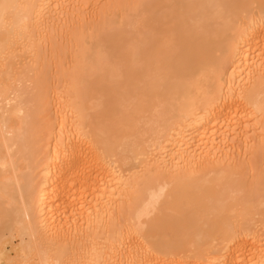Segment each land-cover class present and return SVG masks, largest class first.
I'll return each instance as SVG.
<instances>
[{"label":"bare ground","instance_id":"obj_1","mask_svg":"<svg viewBox=\"0 0 264 264\" xmlns=\"http://www.w3.org/2000/svg\"><path fill=\"white\" fill-rule=\"evenodd\" d=\"M97 1L0 0V264H72L86 246L90 264H264V195L233 159L236 130L264 125V0H129L134 19L108 1L119 22L81 80L65 72L82 112L42 135L39 50L76 21L68 5ZM140 158L156 175L117 174Z\"/></svg>","mask_w":264,"mask_h":264},{"label":"rangeland","instance_id":"obj_2","mask_svg":"<svg viewBox=\"0 0 264 264\" xmlns=\"http://www.w3.org/2000/svg\"><path fill=\"white\" fill-rule=\"evenodd\" d=\"M84 1H86V0H75V3H76L75 5L76 6H78V5L81 6ZM108 1L110 2L111 0H98L97 1L98 3L96 2L97 4H95L96 6H94V4H93L91 6V8H90L89 5L85 6L86 7L85 10H84V8H82L84 10L83 15L81 14V12L83 10L79 9V10H81V12H79L76 9L79 12V15L81 14L82 17H78V12L75 9L74 10L76 12L71 10L72 9V8H70L71 6L68 5V7L70 9L67 7L68 9H67V11H65L67 14L64 12L66 14L65 16L66 17L68 16V14H69L68 11H69L70 12L69 17L77 18V19H75V18L73 19L72 18V20H74V21L76 20L73 23V25L75 24L73 30H72V27H73L72 24H71L72 26L71 25H67V23H69V22H67V21H69V17H68L67 21H65L66 20L65 19L64 20L65 22L62 23L63 24L62 27L61 26H59V27L67 28V26H68V27H70L71 30L69 28H67L69 30L66 31L67 29L66 30L64 29V33L62 32V34H60V35H56L55 36V34H53L51 36L53 38H49V39L47 37V39H46L47 42L45 41L44 42L45 44H42V46H41V48L39 50L40 57H41L39 59H40L41 63L43 62L42 63L43 64V68H41V70L39 71V72H43L40 75V78H42L44 81H47V84H45V85L48 86V90L45 92V94H48L47 95V100L49 99L48 108L42 114L43 122L40 123V121H39V124L37 123L38 125H36V122L34 124L35 128L41 129L43 131L42 135H49V134L53 133L54 126L56 124V118L58 116H60L61 114L67 115L69 117V119H71V118L78 117L80 112H82L79 107L81 106L80 105L81 102H83L82 101L83 100V97H82L83 95L82 94H85V93H83L82 90H84L85 88L80 83L81 81H79V80H81L80 77H81V73H82L80 70L83 71L85 69L84 66H86V69H88L87 67H89V65L91 67V64L89 63L90 62L89 58L88 57L86 58L85 55H87V54L84 53V52H86L85 50H88V49L91 50V48L95 44L96 34H97V36H101V34H102V36L108 35L109 33H111L112 30H114V26L117 25L116 23L119 22L121 17L127 18V17H130V16L131 17L135 16V13L133 14V12H135V11L131 7H129V5L132 4V2H130L129 0H120V1H122L124 3L123 4V9H122V12H121V14L123 16H121V17L120 16H118V17L117 16H113V12H106L105 11L106 8H107L106 6L109 4ZM70 10L73 13H77V14H75L76 16ZM131 17L129 19H131ZM132 19H134V17H132ZM109 30H110V32H109ZM43 32H44L43 30L40 31V29H39L38 34L41 35V33H43ZM92 32H93V34H92ZM20 63L21 62H19L18 65ZM31 63H32V61H31ZM22 65L24 66L25 63L22 64ZM26 65H30V62H29V64H26ZM76 65H79V66L81 65V67L79 69V71H80L79 73L80 74L78 72H76V71H78L77 70L78 66H76ZM17 68H19V67H17ZM20 68L18 70H20ZM74 69H76V71ZM61 71L63 72L64 76H62V74H61L62 72ZM72 71L73 72L75 71L76 73H78L77 74L78 77L75 76V74H74L75 72L73 73ZM65 72H72V75L79 79V80H77L75 77L73 78L71 76L75 81H78V82H76L77 85L75 84V86H76L77 89H79V91L78 92L76 91V93L79 94V92L81 91V93L79 95L82 98L80 96H78V97H80V98H78L76 96L78 94H76L75 91H74V94H75L74 96L75 97L72 96V93L70 92V86L71 85H70V82H69L72 79L70 80L69 79L70 77L67 78V74ZM31 75L33 76V74H31ZM69 75H70V73H69ZM62 77H65L66 79H68V83L69 84H67L66 80L64 78H62ZM78 83H80L81 85L80 84L78 85ZM84 92H85V90H84ZM39 109H40L41 112H43V109H41V108H39ZM151 113H150V115H154L153 113L152 114ZM145 117H144V121H143L144 123L141 121L142 124H144L143 125L144 129H145V121L147 120V116L146 115H145ZM155 119H156V117H155ZM262 119L263 118L256 119V120L254 119L253 121H251V123H248L247 125L241 126L240 128H238L236 130V132H235V135H236L235 136L236 137L235 140L236 141H235V148H234L235 156L233 158L235 160L234 163L237 162L236 165H234V164L233 165H234V167L236 166L239 169L238 170L237 168H235L236 170L239 171L240 174H238L235 169L234 170L236 171V173L238 175L241 176L240 177L241 181L247 183V186L249 187V191L257 190V195L258 196H263L264 195V186H261L259 184L261 181L264 182V168H263V166H264V148L260 144V143H262L260 141L261 140L263 141L262 138H264V125L263 124L262 125H258L259 122H261V123L263 122ZM80 120L76 119L74 121L75 124H77ZM149 121H150V116H149ZM149 121L147 122V124L150 123ZM156 122L155 123L153 122L155 124L154 127L158 128L159 125H157ZM141 127H142V125H141ZM138 128H139V126H138ZM53 135L57 136L58 133L57 134L53 133ZM145 136H147V135H145ZM145 136L141 137V134H140V137L142 139ZM156 136H157L156 134H154V136H152V137H155V140H157L156 142L153 141L154 139L153 140L152 139L148 140L152 144V147H153L154 144L158 143V139L156 138ZM244 137L246 139L242 140V138H244ZM253 141L255 142L254 146L259 144V146H261L262 148L257 146V148L255 149V147H254L253 148L254 152L251 149H249L250 148L249 145ZM263 144H264V142H263ZM145 145L147 147V144H145ZM152 147H150L151 150H152ZM148 150H150V149H148ZM145 157L147 158V156H145ZM141 158H143V157H141ZM141 158H140V161H142V162L139 163L138 162L139 160H137L136 161L137 163L132 165V167H131L132 169L125 168L126 170L124 172V169L120 170V168H118L117 169V174L125 175L127 178H129L131 176L133 177V175H137V176L139 175L140 177L148 176L149 173H146V170L148 169L149 172H150L152 170L151 169L152 167L150 169L149 168L146 169V167L144 168V164H145L144 162H145L146 159L144 158L145 159L144 160V159H141ZM153 159H155L154 156H153L152 160ZM137 165L138 166L141 165V166L137 167ZM224 165L226 166L225 163L223 165H221V166L224 167ZM133 166H136V169H135V167L133 168ZM142 167L144 168V170H143ZM226 168H227V166H226ZM221 169L224 170L223 168H221ZM126 171H127V173H126ZM154 172L155 171H152V174H150L149 176L153 177V173ZM145 173H146V175H145ZM154 175H156V172H155ZM157 176H158V174H157ZM162 176H164V174ZM159 178L163 179V177H161L160 175H159ZM122 220H123V218L119 219L120 223H122L121 225L124 224V221H122ZM120 223H118V224L120 225ZM104 237L105 238H101L100 237V238L97 239V241H98L97 245L101 246L102 250H103L102 251V255L103 254L105 255L107 253V247L106 246H109V245H107L106 243L107 242L110 243V241H109L110 239L107 238L106 236H104ZM106 238L108 239V241H107ZM257 238L260 239V240H264V231L259 233V235H257ZM88 244H91V243L89 242V243H87V245ZM262 245H264V241H263ZM88 246H89V248L92 247L91 245H88ZM86 248L88 249L87 246H86ZM86 248L83 249V250H86V252L83 251L84 253H81V251H78L79 255L75 254L77 252H74V254L77 255L79 257V259H78V257L77 258L73 257V263L79 262L78 260H80L79 264H84L86 262L88 264L91 263L92 257H91V255L89 257L88 254H89V252H90V254L92 253L91 252L92 248L89 249L88 251H87ZM74 254H73V256H74ZM74 258H76L77 260L75 259L76 260L75 261ZM107 261H108V258L104 256V259L102 258L101 260H99V264H106ZM35 264H37V263H35Z\"/></svg>","mask_w":264,"mask_h":264},{"label":"snow or ice","instance_id":"obj_3","mask_svg":"<svg viewBox=\"0 0 264 264\" xmlns=\"http://www.w3.org/2000/svg\"><path fill=\"white\" fill-rule=\"evenodd\" d=\"M3 7L6 9V8H8L9 6H8V5H4Z\"/></svg>","mask_w":264,"mask_h":264}]
</instances>
